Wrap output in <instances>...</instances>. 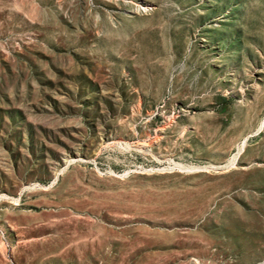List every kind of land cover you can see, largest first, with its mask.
<instances>
[{"label": "rangeland", "instance_id": "1", "mask_svg": "<svg viewBox=\"0 0 264 264\" xmlns=\"http://www.w3.org/2000/svg\"><path fill=\"white\" fill-rule=\"evenodd\" d=\"M0 264H264V0H0Z\"/></svg>", "mask_w": 264, "mask_h": 264}, {"label": "bare ground", "instance_id": "2", "mask_svg": "<svg viewBox=\"0 0 264 264\" xmlns=\"http://www.w3.org/2000/svg\"><path fill=\"white\" fill-rule=\"evenodd\" d=\"M233 161V160H232Z\"/></svg>", "mask_w": 264, "mask_h": 264}]
</instances>
